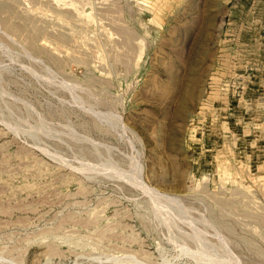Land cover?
Returning a JSON list of instances; mask_svg holds the SVG:
<instances>
[{
    "label": "rangeland",
    "instance_id": "1",
    "mask_svg": "<svg viewBox=\"0 0 264 264\" xmlns=\"http://www.w3.org/2000/svg\"><path fill=\"white\" fill-rule=\"evenodd\" d=\"M263 15L0 0V264H264Z\"/></svg>",
    "mask_w": 264,
    "mask_h": 264
},
{
    "label": "crops",
    "instance_id": "2",
    "mask_svg": "<svg viewBox=\"0 0 264 264\" xmlns=\"http://www.w3.org/2000/svg\"><path fill=\"white\" fill-rule=\"evenodd\" d=\"M261 16H262V15H260V16H259V17H260V19H261ZM263 16H264V15H263ZM263 19H264V17H263ZM263 19H262V20H263Z\"/></svg>",
    "mask_w": 264,
    "mask_h": 264
}]
</instances>
